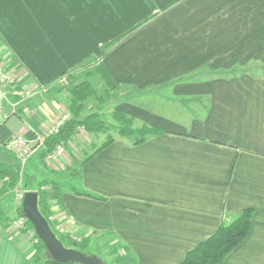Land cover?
I'll list each match as a JSON object with an SVG mask.
<instances>
[{
	"label": "crops",
	"instance_id": "1",
	"mask_svg": "<svg viewBox=\"0 0 264 264\" xmlns=\"http://www.w3.org/2000/svg\"><path fill=\"white\" fill-rule=\"evenodd\" d=\"M99 56L135 92L117 107L156 131L134 143L114 127L95 153L103 140L93 133L52 207L63 233L108 235L133 264H177L251 207L247 236L222 264H264V0H0V61L17 79L0 89V145L59 118L66 96L49 86ZM23 87L33 91L27 112ZM150 88H167L177 107L147 104ZM14 188L0 180V264H25L31 251L9 223Z\"/></svg>",
	"mask_w": 264,
	"mask_h": 264
},
{
	"label": "trees",
	"instance_id": "2",
	"mask_svg": "<svg viewBox=\"0 0 264 264\" xmlns=\"http://www.w3.org/2000/svg\"><path fill=\"white\" fill-rule=\"evenodd\" d=\"M99 57H89L80 63H78L73 69L62 73L60 76L70 77V83L67 89L66 108L72 112L73 116L66 120L57 130L45 138L43 145L38 148V157L42 165V171L40 172L41 178H36L34 173L27 172L21 166L19 161L13 155V153L5 148L4 144L0 145V153H5L7 157L0 155V180L2 181V189L6 190L14 188L18 184L22 183L25 190L34 189L38 192V207L41 213L46 217L51 229L55 232L57 237L67 246L65 235L54 230L52 222H50L49 215L54 213L52 208L53 204H56L60 200V187L61 185L53 179L43 176L45 172L44 156L50 151L57 142L67 141L73 131L78 125H82L85 129L92 133L107 132L109 126L105 123L101 113L97 111L90 112L83 117H78L84 100L91 94L94 95V86L90 81L94 75L97 79L105 84V88H117L121 87L117 83L113 82L107 75V72L103 69L102 63ZM84 69V71H82ZM81 77L75 82L77 76ZM59 76V77H60ZM58 77L54 80V82ZM113 119L118 123L116 131L122 136H133V142L137 143L142 141L146 135L154 133L156 129H152L146 125H141L136 128L132 124L130 116L123 113L120 109L115 110L112 113ZM113 140L112 135H106V138L95 148L93 153L107 146ZM92 153V154H93ZM74 170H77L76 168ZM78 171V170H77ZM49 185V190L42 188ZM81 194L89 193L84 191H78ZM253 209L251 207L244 208L240 213L232 216L230 219L222 220L217 226L215 231L208 237L201 240L196 246L187 250L183 258L177 264H222L227 254L235 248L243 239L247 236ZM18 213H20V206L18 207ZM27 223L32 224L27 220ZM84 242L81 241L78 244L80 247L84 246ZM77 244V243H76ZM81 249L82 248H79ZM116 251V248H114ZM124 254L119 255V260L122 264H133V258L124 256L126 250L121 248ZM104 261V260H103ZM105 262V261H104ZM106 263V262H105ZM25 264H79L75 262H55L44 256V246L40 239L37 244L31 249L28 261ZM108 264V263H106Z\"/></svg>",
	"mask_w": 264,
	"mask_h": 264
},
{
	"label": "rangeland",
	"instance_id": "3",
	"mask_svg": "<svg viewBox=\"0 0 264 264\" xmlns=\"http://www.w3.org/2000/svg\"><path fill=\"white\" fill-rule=\"evenodd\" d=\"M84 71V69H82ZM81 77L77 76L75 78V82L77 79ZM70 77H67L65 75L61 76V78H58L55 82L52 83L51 86H49V89H59L60 92L64 93L65 96L67 97V89L68 85L70 83ZM90 81L92 82L94 86V95H90L84 100L82 109L80 110V113L78 114V117H83L86 114H89L90 112L97 111L101 113L103 116V119L105 123L110 127L107 132L101 131L102 133V140L106 138V135L113 133V128L118 126V123L113 119L112 113L119 109L117 105V101H124L127 100V98H134L135 92L129 89L128 87H117V88H109L106 89L105 84L101 82L100 80L97 79V76L94 75L92 78H90ZM148 91L152 92L149 94L150 98L147 101V104L154 108H158L159 110L162 109H167L171 107H177V103H174V101H166L164 99L168 95V90L167 88H153V89H147ZM137 99V98H136ZM62 112L60 113L61 115L69 112L70 117L73 116L72 112H70L66 106L64 110H61ZM60 115V116H61ZM133 124V122H132ZM82 126L81 124L78 125L77 127ZM75 128L71 136L68 138L66 141L65 145V151L60 155V157L54 162L50 163V165H46L45 172H43V176L53 179L56 182L60 183H69L72 181L76 176V170H74L73 167H77V162L84 157V155L87 153L86 149L88 147V144H90L91 147L95 145L98 141L96 138H94V134L92 132H89L85 129V127L82 128V130H78V128ZM99 133V132H97ZM96 133V134H97ZM93 139V142L91 143V140ZM38 152L39 150L33 154L31 157L28 158L24 168L27 172L34 173L36 178H41L40 172L42 171V165L40 162V159L38 157ZM2 154L3 157H7L5 153H0ZM75 155L77 161L76 163L71 167V168H64L65 166L61 162L62 157H67V156ZM45 189L49 190L50 186L46 185L44 186ZM21 188H17L16 190H13L15 195L14 198L16 197V206L15 209L17 211L9 217V223L11 227L15 228L16 231H18L20 237L23 239V241L26 242V244L33 249V247L37 244L38 242V237L34 231L33 226H30L27 222L22 225L15 227L16 224H14V220L19 218L21 214L18 213V207L20 206L21 203V198L17 196V192H19ZM61 235H65L67 237L66 239V244L67 246H72L76 248H82V250L86 253H95L98 256H100L106 263L108 264H122L121 261L119 260V255L124 254L121 249L119 251H115L114 248H110L109 245H107V240H108V235L104 234H98L96 233H91L89 236L83 237L82 234L79 233H73V234H64L63 232L60 233ZM81 241H86L84 242V246L80 247L78 244ZM77 243V244H76Z\"/></svg>",
	"mask_w": 264,
	"mask_h": 264
},
{
	"label": "built area",
	"instance_id": "4",
	"mask_svg": "<svg viewBox=\"0 0 264 264\" xmlns=\"http://www.w3.org/2000/svg\"><path fill=\"white\" fill-rule=\"evenodd\" d=\"M58 78H61L58 77ZM17 79L9 74L5 68L3 63L0 61V89H4L5 87L10 86L11 88L16 87ZM33 95V91L29 88L23 87L19 90V102L21 103V110L22 112L28 111V102ZM2 105L0 103V116L2 114ZM70 118V113L66 112L62 114L59 118H57L51 125H49L44 131L36 133V135L32 139H27L21 135H17L12 137L7 142L4 143L5 148L10 150L16 159L19 161L20 165L23 166L26 164L27 160L31 155L40 148L44 140L47 136L52 135L59 126H61L66 120ZM78 130H82L83 126L77 127ZM66 141H59L56 143L54 148L48 151L44 156V164L50 165V163H54L60 155L65 151ZM44 188V187H42ZM17 188L15 187L14 190ZM25 190H20L17 192V196L22 199V195ZM50 222H52L54 226V230L58 233L63 232L62 225L60 224L59 218H57L56 213H52L49 215ZM15 227H20L27 222V219L20 215L19 218L13 221Z\"/></svg>",
	"mask_w": 264,
	"mask_h": 264
},
{
	"label": "water",
	"instance_id": "5",
	"mask_svg": "<svg viewBox=\"0 0 264 264\" xmlns=\"http://www.w3.org/2000/svg\"><path fill=\"white\" fill-rule=\"evenodd\" d=\"M20 213L33 226L37 237L44 246V256L55 262H75L79 264H106L95 253H86L81 249L66 246L51 229L48 220L38 207V192L34 189L25 190L21 203Z\"/></svg>",
	"mask_w": 264,
	"mask_h": 264
}]
</instances>
